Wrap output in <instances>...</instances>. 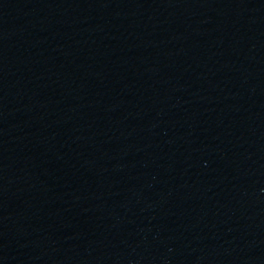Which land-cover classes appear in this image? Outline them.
<instances>
[{
  "label": "water",
  "instance_id": "water-1",
  "mask_svg": "<svg viewBox=\"0 0 264 264\" xmlns=\"http://www.w3.org/2000/svg\"><path fill=\"white\" fill-rule=\"evenodd\" d=\"M0 264H264V0H0Z\"/></svg>",
  "mask_w": 264,
  "mask_h": 264
}]
</instances>
